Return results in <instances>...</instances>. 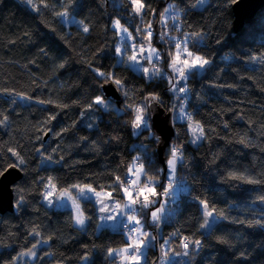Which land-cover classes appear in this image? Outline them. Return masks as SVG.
Masks as SVG:
<instances>
[{
  "label": "trees",
  "instance_id": "obj_1",
  "mask_svg": "<svg viewBox=\"0 0 264 264\" xmlns=\"http://www.w3.org/2000/svg\"><path fill=\"white\" fill-rule=\"evenodd\" d=\"M143 2L155 9V16L144 19L146 26L151 21L155 40L159 14L169 0ZM172 2L185 13L181 15V31L204 34L196 47H189L199 49V54L212 62L201 75L188 81L192 91L187 111L204 126L209 137L197 144L189 142L191 137L184 121L171 124L173 131L167 142L152 127L161 137L158 145L146 139L148 132L134 136L131 126L125 124L131 117L123 111H105L94 104L88 108L96 96L105 97L103 80L92 71L99 68L113 71L129 88L142 89L131 94L135 104L146 93L158 94L163 105L153 109L167 120L163 116L172 106L167 82L158 79L149 83L141 78L142 73L116 61L119 39L112 21L119 19L130 30L141 24L128 0H73L70 4L47 0L49 7H41L39 12L23 0H0V113L8 117L0 125V171L18 163L14 152L25 160L19 166L23 177L13 186L15 211L0 214L3 264H11L38 240L48 243L35 249L37 258L23 257L17 264H118V258L113 261L108 250L126 246V230L99 228L97 206L86 199L81 201V207L83 215L91 219L83 229L74 225L70 207L50 208L44 202L48 178L58 190L73 183L106 187L112 173L123 176L124 165L133 156H145L140 149L142 144L159 154L154 157V167H149L147 159L144 161L154 173L164 167L166 144L172 137L177 146L183 145L187 166L178 163L176 176L184 186L175 194L176 201L169 200L167 205L172 211L158 228L149 225L147 219L141 220L146 231L158 233L156 244L147 247V259L152 264L157 262L158 248L164 241L175 251L178 246L183 248L184 237H189L199 239L201 246L193 250L190 244L187 264H264V227L255 223L264 220V201L260 200L264 183L226 178L228 172H237L264 181V64L251 60V56L264 53V7L235 32L233 4L226 0H208L200 9L191 8L187 0ZM65 8L71 13L69 17L89 27L87 33L83 32V25L67 26L61 22L56 13ZM168 27H173L171 20ZM176 34L180 33H172ZM15 93L33 99H21ZM38 100L52 103L39 104ZM115 101L120 109L129 102L122 95ZM52 115L56 119L47 123ZM242 138L246 143L239 142ZM48 156L52 159L47 160ZM157 179L164 182L162 176ZM177 183L180 185V181ZM196 196L214 203L228 219L204 232L199 228L203 217L193 199ZM33 229L39 232L38 236L31 234ZM221 239L226 243H221Z\"/></svg>",
  "mask_w": 264,
  "mask_h": 264
},
{
  "label": "snow or ice",
  "instance_id": "obj_2",
  "mask_svg": "<svg viewBox=\"0 0 264 264\" xmlns=\"http://www.w3.org/2000/svg\"><path fill=\"white\" fill-rule=\"evenodd\" d=\"M65 2L66 4H70L73 0H65ZM207 2L208 0H187V4L191 8L197 9L203 8ZM27 3L37 12L41 10V7H49L47 0H39V3H34L33 0H27ZM129 3L134 14L140 18L141 24L135 28L136 36H133L127 27L121 25L119 19L112 22V28L121 36V40L124 43L123 47L115 48L116 55L122 58L118 63H127L129 66H136L137 70L142 73L141 78L146 79L149 83H155L158 79L166 81L169 85L168 91L173 93L175 100L181 101L179 108L174 106L171 109L173 113H176L175 116L169 118L173 122V125L177 119L186 123V131L190 132L192 137L189 141L190 143L196 144L207 140L209 137L205 133L204 126L198 121H194L192 113L186 110V102L192 91L188 81L194 76L201 75L206 70V67H210L212 63L205 55L199 54V49L194 51L189 47L190 44L196 47L203 40L204 34L202 32H182L181 27L183 26V22L181 15H185V13L180 9L179 5L169 0L167 6L159 14L157 21L161 30L156 32V39L164 45V50L161 51L152 45L154 30L151 21H149L147 27L144 26L146 16L156 15L155 9H152L151 5L146 6L143 0H129ZM226 3L229 5L237 4L239 0H226ZM56 15L61 18L62 23H65L69 22L67 18L71 13L65 8L64 11L57 12ZM169 20L172 22V28L168 27ZM70 22L83 25V32L85 33L89 31V27L82 21H75L73 19ZM173 32H179L180 34L172 35ZM137 40H139V43L136 42ZM251 60L264 64V53L251 56ZM165 64L167 65L166 69L163 67ZM60 67H64V65L61 64ZM89 67L91 68V65ZM92 71L97 77L102 78L103 83H111L114 85L125 100L129 101L125 103L123 109H118L117 111H123L131 117L130 121H125V124L131 126L132 134L134 136H142L145 132H148L149 136L146 139H150L159 145L161 143V137L152 132L151 121L154 112L152 105L154 103L158 107L163 105V100L160 96L154 92H149L144 94V98L139 104H135L132 102L131 94L137 91L142 92V89H138L135 86L129 88L124 80L119 78L113 71L104 72L99 68H93ZM103 83L101 87H103ZM3 91L7 90L5 89ZM15 95L24 100L33 99L31 96H26L21 93H15ZM37 103L50 104L52 101L38 100ZM93 104L101 106L105 111L112 106L103 96H96L95 100L89 103L88 108L91 109ZM63 107H67V105H63ZM56 115L50 116L47 123L55 120ZM7 120L8 117L0 113V125H4ZM88 127H92V125L89 124ZM225 127L227 128L228 125L225 124ZM48 131L52 130L48 129ZM63 131H67V129ZM210 131H214V129H210ZM55 135L59 136L60 133H55ZM176 136L179 137V133H176ZM239 142L246 143L243 138ZM141 147L145 148V156H133L124 165L123 176L112 173L111 183L106 187L100 184L93 187L91 183H73L66 187H61L59 194H57L56 184L49 177L45 191L43 192V197L49 206L56 201L71 200L77 212V215L73 218V223L81 229L85 227L86 221L90 220L91 217H85L83 215V211L77 202L80 198L94 200L95 203L99 204L98 212L103 213V215L98 217L101 222L112 221L115 223L119 220L121 227L126 230L124 232L126 246L118 249H109L108 256L112 257L113 261L118 257L121 264H141V260L144 261V264H152L147 259L144 249L152 246V242L156 240V236L145 231V223H142L138 217L143 215L147 218L146 222L149 225L159 227L169 200L176 194L175 181L177 164L179 163L182 167L187 166L183 153V145L177 146L176 144L168 142L166 144L167 158L162 161L164 167L158 168L154 173H150L149 168L145 167L144 161L147 159L149 161V167H154V157L159 154L153 152L151 149H147L144 144ZM9 151H12V149H9ZM13 155L17 157L18 163L11 167H19L25 164V160L19 153L14 152ZM46 159L51 160L52 157L48 156ZM60 159L62 160L63 157H60ZM6 171L7 169L0 171V176H4ZM160 176L163 177V183L157 179ZM226 178L246 183H264V181L255 180L237 172H228ZM97 188H99V191H97ZM157 188L161 190L157 191ZM107 189H111V191ZM74 192L76 195H73ZM113 192H116L117 195L114 196ZM193 199L198 202L203 217V223L199 224L200 229L210 230L214 223L228 219L222 210H217L215 204H210L206 198L201 199L199 196H196ZM260 200L264 201V196H261ZM19 204L20 202H18L17 207H19ZM239 222L243 223V221ZM255 223L264 227V220H256ZM31 234L38 236L39 232L33 229ZM208 234H211L210 231ZM173 235H176V233H173ZM146 238H148L147 244H145ZM184 240L186 241L182 244L184 249H189L190 244L193 250L201 246L199 239L190 240L189 237H184ZM220 242L226 243L222 239ZM46 243H48V240L36 241L27 251L19 253L11 261V264H17V261L25 256L36 259L37 254L35 249ZM167 244L168 241L166 240L161 245L162 252H164V246ZM180 254L176 253V255ZM164 255L167 257L168 253L164 252ZM182 255L188 256L189 252L185 251ZM84 259L86 260L87 257H84ZM0 264H3V262L0 261ZM162 264H168V261L164 260Z\"/></svg>",
  "mask_w": 264,
  "mask_h": 264
},
{
  "label": "water",
  "instance_id": "obj_3",
  "mask_svg": "<svg viewBox=\"0 0 264 264\" xmlns=\"http://www.w3.org/2000/svg\"><path fill=\"white\" fill-rule=\"evenodd\" d=\"M264 7V0H239V3L233 4L234 12V31L239 32L246 20L253 18L260 8ZM102 93L107 98L119 100L121 95L112 84H104ZM166 121V120H165ZM160 118L155 109L152 115V127L157 134L162 135L167 142L172 133V125ZM22 171L19 167H9L4 176H0V214L14 212V188L13 186L22 178Z\"/></svg>",
  "mask_w": 264,
  "mask_h": 264
},
{
  "label": "rangeland",
  "instance_id": "obj_4",
  "mask_svg": "<svg viewBox=\"0 0 264 264\" xmlns=\"http://www.w3.org/2000/svg\"><path fill=\"white\" fill-rule=\"evenodd\" d=\"M28 6H30L31 7V5L29 4V3H27V0H23ZM128 2H129V0H128ZM130 4V3H129ZM133 14H134V12H133V10L131 11ZM68 19V21L69 22H65L64 24L65 25H67V26H69V25H72V24H76V23H71L70 21H72L74 18L73 17H68L67 18ZM75 21H77L76 19H74ZM114 21V20H113ZM112 21V22H113ZM122 25V24H121ZM124 26V25H123ZM140 26V24L138 25V27ZM144 26L145 27H147L146 26V24L144 23ZM158 26H159V29H158V31H160L161 30V27H160V25H159V23H158ZM125 27V26H124ZM128 30H129V32H131L132 33V35L133 36H136V32H135V29L134 30H130L129 28H128ZM176 35H178V34H176ZM118 39H119V42H118V44H117V46L116 47H123L124 46V43L122 42V40H121V36L118 34ZM137 43H139V40H137L136 41ZM152 45L154 46V47H156V48H158V49H164V45L162 44V43H160L158 40L156 41V39L154 40V39H152ZM129 54H131V53H129ZM121 57H119V56H117L116 55V61H117V63H118V61H121ZM119 64V63H118ZM127 64V63H126ZM133 70H135V71H138L137 70V68H136V66H130ZM167 68V65L165 66V69ZM138 72H140V71H138ZM141 73V72H140ZM104 84H111V83H104ZM120 93V92H119ZM121 94V93H120ZM122 95V94H121ZM123 96V95H122ZM104 99L106 100V101H109L110 102V104L112 105L109 109H113V108H115L116 110H118V109H120V107L119 106H117V104H116V101L114 100V99H112V98H105L104 97ZM172 106H171V108H170V110L169 111H167L165 114H164V116L163 115H161V116H163V117H165V118H167V120L166 119H163L164 121L166 120L167 122H168V125L169 124H173V122L169 119L170 117H172V116H175L176 115V113H173L172 111H171V109L175 106L176 108H179V105H180V103H181V101H177V100H175V98H174V96H173V93H172ZM187 103V102H186ZM155 106H157L155 103L152 105V108H154ZM187 110V109H186ZM165 121V122H166ZM175 122H180V120H176ZM153 132V131H152ZM189 133V136L191 137V135H190V132H188ZM192 138V137H191ZM190 138V139H191ZM170 142L171 143H173V144H176V142H175V137H172L171 138V140H170ZM199 143V142H198ZM197 144V143H196ZM141 149V151H145L143 148H140ZM142 155V154H141ZM180 181V185L177 183V182H179ZM175 183H176V194H179L182 190H183V182L180 180V178L178 177V176H176V181H175ZM160 191V190H159ZM57 194H59V190L57 189ZM73 195H76V193L74 192L73 193ZM44 198V197H43ZM53 199H55V198H53ZM84 199L83 198H80V199H78V203H79V205H80V208H81V210H82V207H81V201H83ZM94 203H95V201L94 200H92ZM44 202L46 203V205L47 206H49V204L47 203V201L44 199ZM122 204H123V202H121ZM62 206H65V207H70L71 209H72V211H73V216H75V215H77V212H76V209H75V207L73 206V203H72V201L71 200H60V201H56V202H54L51 206H49L50 208L51 207H61L62 208ZM95 206H97V210H98V208H99V204H97V203H95ZM172 210H171V208H170V206H166V212L164 213V216H163V219L164 218H166L168 215H169V213L171 212ZM99 213V212H98ZM101 215H103V213H99V216H101ZM120 219H122V218H120ZM147 218L146 217H144L143 215H141V220H146ZM162 219V220H163ZM215 224V223H214ZM213 226V225H212ZM101 227H109V228H112V229H119V227H121V225H120V223H119V220L117 221V222H112V221H107V222H101L100 221V224H99V228H101ZM145 228H146V226H145ZM155 228V227H154ZM204 232H207L208 230H205V229H202ZM146 231V230H145ZM154 231V230H153ZM149 232L151 235H155L156 236V240L155 241H153L152 242V246L154 245V244H156V241H157V239H158V233L157 232ZM148 232V231H147ZM148 243V238H146L145 239V244H147ZM125 247V246H124ZM121 248H123V247H121ZM147 249L148 248H145L144 249V251H145V253H146V251H147ZM159 250H158V252H159V254H158V260H157V262H155L154 264H162V262L164 261V260H167L168 261V264H187L188 262H189V259H190V257H189V255L188 256H184V255H182V253L183 252H185V251H187V249L186 250H184L183 248H181L180 246H178V248H177V250L175 249V251H174V249H172V248H170V247H168V246H164V252H167L168 253V256L167 257H165V255H164V252H162L161 251V247L160 248H158ZM176 253H181L180 255H176ZM25 257H27L28 259H31L32 257H29V256H25ZM24 257V258H25ZM118 258V257H117ZM118 261H120L119 260V258H118ZM120 263V262H119ZM118 263V264H119ZM141 264H144V261L143 260H141Z\"/></svg>",
  "mask_w": 264,
  "mask_h": 264
},
{
  "label": "built area",
  "instance_id": "obj_5",
  "mask_svg": "<svg viewBox=\"0 0 264 264\" xmlns=\"http://www.w3.org/2000/svg\"><path fill=\"white\" fill-rule=\"evenodd\" d=\"M176 199H177L176 197H172V198H171V203H173L174 201H176ZM185 242H186V241H183L182 244L185 243ZM119 264H121V262H120Z\"/></svg>",
  "mask_w": 264,
  "mask_h": 264
}]
</instances>
